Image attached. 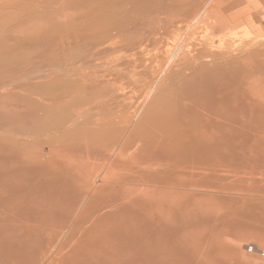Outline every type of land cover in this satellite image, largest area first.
Here are the masks:
<instances>
[{"label":"bare ground","instance_id":"obj_1","mask_svg":"<svg viewBox=\"0 0 264 264\" xmlns=\"http://www.w3.org/2000/svg\"><path fill=\"white\" fill-rule=\"evenodd\" d=\"M246 8L0 0V264H250L232 241L264 237V48L235 52L264 29Z\"/></svg>","mask_w":264,"mask_h":264},{"label":"rangeland","instance_id":"obj_2","mask_svg":"<svg viewBox=\"0 0 264 264\" xmlns=\"http://www.w3.org/2000/svg\"><path fill=\"white\" fill-rule=\"evenodd\" d=\"M243 1H244V4H245V7H247L246 8L247 9V15L254 14L257 11L263 12V14L259 17L260 19L258 21V24L262 26V29H264V0H243ZM262 3H263V5H262ZM256 20H258V18H256ZM259 25H257V26H259ZM237 30H239V32H237V34H239V35H237V38H238L239 42H237V39L230 40V44L232 43L231 46L236 47L234 49H237V46L240 47L241 45L244 46V45L248 44V47L244 46V48H243L241 46L242 49H240L241 48L240 47L239 48L240 50H236V51H238V52H235L236 54H238V53L240 54V52L241 53L244 52L246 54V52L250 51L251 49H256L255 47H257L258 44H259V47H260L259 49H263L264 48V33L260 35L261 37L255 38V41L253 40L254 42H256L255 44H254V42L250 44V42L248 43L247 41H251L253 39L252 38L253 36H251V35H249L247 33L244 34V32L239 27H238ZM246 42H247V44H245ZM247 48H249V49H247ZM243 54H240V55H243ZM129 97H130L128 99L129 101H127V102H129L131 104H135V98H133L134 95L133 96L130 95ZM131 98H133L134 100H132ZM90 113H88V114L92 115V112H90ZM85 115H87V114H85ZM260 235H261V233H260ZM255 236L256 235H254L253 237L250 236V237H243L242 239H240V238L234 239L232 242L238 243V245L234 244L235 245L234 249L237 250V252L239 251L238 254L239 255H243V256H241V258L245 257L246 260H248L250 262V264H256L257 262H258V264H264V263H262V262H264V257H261V255H259V253L256 252L257 249L258 250L260 249V250L264 251V237L261 238V237H257L256 236L257 237L256 238ZM247 246L248 247H252V248H250L252 250L248 251L249 249L247 248ZM254 260H256V261H254ZM257 260H259V261H257Z\"/></svg>","mask_w":264,"mask_h":264}]
</instances>
